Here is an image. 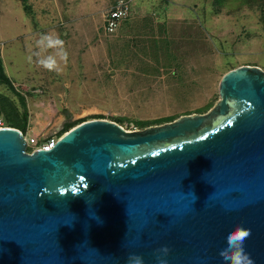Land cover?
Wrapping results in <instances>:
<instances>
[{
    "label": "water",
    "instance_id": "water-1",
    "mask_svg": "<svg viewBox=\"0 0 264 264\" xmlns=\"http://www.w3.org/2000/svg\"><path fill=\"white\" fill-rule=\"evenodd\" d=\"M219 94L142 130L87 120L31 152L22 130L0 128V264H157L164 246L168 264H224L235 226L264 264V69H232Z\"/></svg>",
    "mask_w": 264,
    "mask_h": 264
},
{
    "label": "rangeland",
    "instance_id": "rangeland-1",
    "mask_svg": "<svg viewBox=\"0 0 264 264\" xmlns=\"http://www.w3.org/2000/svg\"><path fill=\"white\" fill-rule=\"evenodd\" d=\"M117 1L0 0L5 125L26 122L39 142L98 118L142 130L210 110L232 69H264V0H127L131 15L107 32ZM48 32L69 53L59 74L29 60Z\"/></svg>",
    "mask_w": 264,
    "mask_h": 264
},
{
    "label": "clouds",
    "instance_id": "clouds-1",
    "mask_svg": "<svg viewBox=\"0 0 264 264\" xmlns=\"http://www.w3.org/2000/svg\"><path fill=\"white\" fill-rule=\"evenodd\" d=\"M35 57L36 64L48 72L61 73L68 63L69 53L65 41L55 32L41 34L35 41V51L29 56L31 61ZM81 179H83L81 177ZM88 185H84L86 189ZM56 191L64 195L67 189L60 185ZM79 190L73 189V195H78ZM251 229L235 226L228 230L224 236V246L218 249V255L224 264H255L251 255L245 249V242L251 237ZM169 248L164 246L156 250L157 264H168L164 258L169 253ZM126 264H144L141 255L129 254Z\"/></svg>",
    "mask_w": 264,
    "mask_h": 264
},
{
    "label": "built area",
    "instance_id": "built-area-1",
    "mask_svg": "<svg viewBox=\"0 0 264 264\" xmlns=\"http://www.w3.org/2000/svg\"><path fill=\"white\" fill-rule=\"evenodd\" d=\"M131 15L130 4L127 0H118L105 14V28L107 32H114L121 26L123 20ZM10 127L5 125L3 118L0 117V128ZM28 151H34L39 148L50 149L54 146L55 142L59 139L51 138L39 142L36 138L25 134Z\"/></svg>",
    "mask_w": 264,
    "mask_h": 264
},
{
    "label": "trees",
    "instance_id": "trees-1",
    "mask_svg": "<svg viewBox=\"0 0 264 264\" xmlns=\"http://www.w3.org/2000/svg\"><path fill=\"white\" fill-rule=\"evenodd\" d=\"M1 72H2V74H3V76L6 78V79H8L7 78V76L5 75V73L3 72V70L1 69ZM26 115H27V110H26ZM74 125H76V124H74ZM74 125H72V124H68L67 126H66V129H65V131H68L70 128H72ZM15 128H18V129H20V130H22L23 132H24V134H26V122L24 123V125H22L21 127L20 126H14Z\"/></svg>",
    "mask_w": 264,
    "mask_h": 264
}]
</instances>
